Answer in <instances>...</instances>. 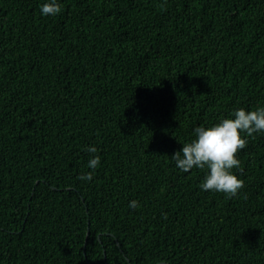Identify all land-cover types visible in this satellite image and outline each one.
I'll use <instances>...</instances> for the list:
<instances>
[{
  "label": "trees",
  "instance_id": "1",
  "mask_svg": "<svg viewBox=\"0 0 264 264\" xmlns=\"http://www.w3.org/2000/svg\"><path fill=\"white\" fill-rule=\"evenodd\" d=\"M43 2L0 0V264H264V133L236 196L171 158L264 106V0Z\"/></svg>",
  "mask_w": 264,
  "mask_h": 264
},
{
  "label": "clouds",
  "instance_id": "2",
  "mask_svg": "<svg viewBox=\"0 0 264 264\" xmlns=\"http://www.w3.org/2000/svg\"><path fill=\"white\" fill-rule=\"evenodd\" d=\"M62 11V0H44L40 6L41 15L56 16ZM264 133V106L254 110L237 108L227 117L211 125L194 128L193 138L171 155L175 167L182 173L196 168L205 170L200 182L201 191L221 192L232 197L239 194L244 186L234 169L241 167L238 153L248 143V137ZM90 155L87 173L80 176L82 181H90L100 165L99 149L89 145L85 149ZM130 208L138 207V202H129Z\"/></svg>",
  "mask_w": 264,
  "mask_h": 264
},
{
  "label": "water",
  "instance_id": "3",
  "mask_svg": "<svg viewBox=\"0 0 264 264\" xmlns=\"http://www.w3.org/2000/svg\"><path fill=\"white\" fill-rule=\"evenodd\" d=\"M89 234H90V231L88 230V232H87V236H86V242L88 241Z\"/></svg>",
  "mask_w": 264,
  "mask_h": 264
},
{
  "label": "bare ground",
  "instance_id": "4",
  "mask_svg": "<svg viewBox=\"0 0 264 264\" xmlns=\"http://www.w3.org/2000/svg\"><path fill=\"white\" fill-rule=\"evenodd\" d=\"M227 201V200H226Z\"/></svg>",
  "mask_w": 264,
  "mask_h": 264
}]
</instances>
